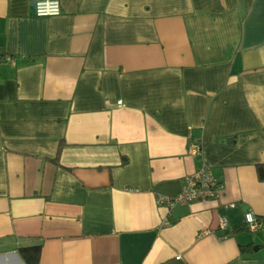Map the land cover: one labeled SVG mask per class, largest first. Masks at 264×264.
<instances>
[{"label": "crops", "instance_id": "crops-1", "mask_svg": "<svg viewBox=\"0 0 264 264\" xmlns=\"http://www.w3.org/2000/svg\"><path fill=\"white\" fill-rule=\"evenodd\" d=\"M33 1L0 0V264H264V0ZM203 163L218 198L159 203Z\"/></svg>", "mask_w": 264, "mask_h": 264}, {"label": "built area", "instance_id": "built-area-1", "mask_svg": "<svg viewBox=\"0 0 264 264\" xmlns=\"http://www.w3.org/2000/svg\"><path fill=\"white\" fill-rule=\"evenodd\" d=\"M34 14L38 17L59 16L62 13L60 0H34ZM3 60H11L10 56L0 54V63ZM201 148L198 145L191 147V152L195 157L200 156ZM224 188L223 182L219 181L213 174L211 168L203 163L201 167L192 175L187 176L181 193L175 197H161L160 204H165L172 208L177 204H188L191 202L218 198ZM244 224L250 232L264 230V219L257 217L252 212L244 215ZM220 225L225 228L227 221L221 218Z\"/></svg>", "mask_w": 264, "mask_h": 264}, {"label": "trees", "instance_id": "trees-1", "mask_svg": "<svg viewBox=\"0 0 264 264\" xmlns=\"http://www.w3.org/2000/svg\"><path fill=\"white\" fill-rule=\"evenodd\" d=\"M59 156V151L56 158ZM257 176L261 182H264V163L256 165ZM17 252L25 262V264H39L40 255H41V244L19 247Z\"/></svg>", "mask_w": 264, "mask_h": 264}, {"label": "water", "instance_id": "water-1", "mask_svg": "<svg viewBox=\"0 0 264 264\" xmlns=\"http://www.w3.org/2000/svg\"><path fill=\"white\" fill-rule=\"evenodd\" d=\"M255 250H257V247H255Z\"/></svg>", "mask_w": 264, "mask_h": 264}]
</instances>
